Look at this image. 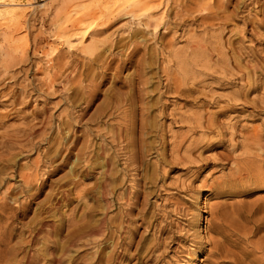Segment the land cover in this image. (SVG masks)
Listing matches in <instances>:
<instances>
[{
    "label": "rangeland",
    "instance_id": "obj_1",
    "mask_svg": "<svg viewBox=\"0 0 264 264\" xmlns=\"http://www.w3.org/2000/svg\"><path fill=\"white\" fill-rule=\"evenodd\" d=\"M0 61V264H264V0H0Z\"/></svg>",
    "mask_w": 264,
    "mask_h": 264
},
{
    "label": "bare ground",
    "instance_id": "obj_2",
    "mask_svg": "<svg viewBox=\"0 0 264 264\" xmlns=\"http://www.w3.org/2000/svg\"><path fill=\"white\" fill-rule=\"evenodd\" d=\"M155 1V0H154ZM147 6V5H146ZM6 21V20H5ZM92 31V30H91ZM89 32V31H88ZM8 35V34H7ZM8 38H12V35H10L9 34V36H8ZM12 41V40H11ZM17 53V52H16ZM17 55V54H16ZM7 56V55H6ZM8 56H10L11 58H12V60H10V61H8V62H6L5 64L3 63V65L1 66L2 68H3V70H4V72H5V74H7V70H9L10 68H14L16 65H18V64H20L21 62H22V60H19V61H17L16 59L17 58H20L19 56L18 57H15V55H14V57L13 56H11V55H8ZM22 57V56H21ZM8 58V57H7ZM10 58V59H11ZM5 59V58H4ZM1 60H2V58H1ZM9 60V59H8ZM3 61H5V60H3ZM7 61V60H6ZM90 61V60H89ZM1 62V61H0ZM147 62V61H146ZM2 63V62H1ZM20 66V65H19ZM17 71V70H16ZM4 74V73H3ZM4 74V75H5ZM2 77V76H1ZM4 77H6V76H4ZM2 80V79H1ZM135 85V84H134ZM135 87V86H134ZM10 88V87H9ZM9 94V93H8ZM4 96H6V95H3V93H1L0 92V97H4ZM8 96V95H7ZM6 96V97H7ZM5 98V97H4ZM206 126V125H205ZM105 135V134H104ZM115 137H117V136H115ZM121 137V136H120ZM122 137H123V135H122ZM103 138H105V137H103ZM112 138V137H111ZM118 138V137H117ZM254 138L255 137H253V142L255 141L254 140ZM114 139H116V138H114ZM250 139V138H249ZM121 139H119V141H120ZM246 140H248V139H246ZM116 141H118L117 139H116ZM123 141V140H122ZM105 142V141H104ZM112 142H115V141H112ZM248 144V143H247ZM250 144H252V143H250ZM107 145V144H106ZM111 145V144H110ZM249 146V145H248ZM252 145H250V147H251ZM106 149V148H105ZM262 149V148H261ZM104 152H106V151H104ZM103 155V154H102ZM105 155V154H104ZM256 156V155H255ZM261 156V155H260ZM244 158V157H243ZM260 158V157H259ZM254 160H256V159H253V157H252V159L251 158H246V162L247 163H253V161ZM258 160V159H257ZM263 160H264V158H263ZM105 162H107L105 165L106 166H109L108 165V161L106 160ZM245 162V161H244ZM256 162V161H255ZM259 162V161H258ZM257 163V162H256ZM259 164H261V162L259 163ZM250 165V164H249ZM254 166H257V165H255V164H253ZM247 166V165H246ZM262 166V165H261ZM252 167V166H251ZM108 168V167H107ZM109 169V168H108ZM249 169V168H248ZM242 170V169H241ZM244 172V171H243ZM247 172V171H246ZM245 172V173H246ZM240 173V172H239ZM248 173V172H247ZM253 179V178H252ZM255 180V179H254ZM24 181V180H23ZM25 183H27V182H25ZM28 183H29V181H28ZM27 183V184H28ZM106 195V194H105ZM204 201V200H203ZM205 203V205H207V203H209V200L207 201V200H205L204 201ZM203 206V205H202ZM108 207H106L105 208V210L107 209ZM105 216H106V214H104V216L100 219V221H99V223H97L96 225V227H93V226H87L88 228H87V230H86V235H90V234H97V235H100V236H105L104 234L105 233H102V234H100V232H103V231H106V229H108L109 227H108V225H107V220L105 219ZM222 217V216H221ZM85 228V227H84ZM227 229V228H226ZM206 230V229H205ZM81 231V230H80ZM245 232H247V231H245ZM126 233V232H125ZM248 233V232H247ZM246 234V233H245ZM94 236V235H93ZM100 238V237H99ZM74 239H75V237H74ZM182 239V238H181ZM106 241V240H105ZM104 241V242H105ZM263 243V242H262ZM221 242H215V243H213V246H214V248H213V251H215V254H216V252H217V254H219V251H220V247H221ZM212 246V247H213ZM213 253V252H212ZM229 253V252H228ZM228 253H227V255H228ZM214 254V253H213ZM219 256V255H218ZM227 256H225L224 258H226ZM235 260V259H234ZM203 260H201V262H202ZM232 261V260H231ZM229 262V261H228ZM238 262V261H237ZM244 262V261H243ZM220 264H225V263H220ZM229 264V263H228ZM230 264H239V263H236L235 261H233V263H231L230 262Z\"/></svg>",
    "mask_w": 264,
    "mask_h": 264
}]
</instances>
